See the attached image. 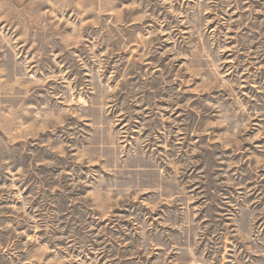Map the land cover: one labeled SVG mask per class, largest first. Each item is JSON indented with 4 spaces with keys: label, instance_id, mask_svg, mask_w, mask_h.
I'll use <instances>...</instances> for the list:
<instances>
[{
    "label": "rangeland",
    "instance_id": "1",
    "mask_svg": "<svg viewBox=\"0 0 264 264\" xmlns=\"http://www.w3.org/2000/svg\"><path fill=\"white\" fill-rule=\"evenodd\" d=\"M0 264H264V0H0Z\"/></svg>",
    "mask_w": 264,
    "mask_h": 264
}]
</instances>
